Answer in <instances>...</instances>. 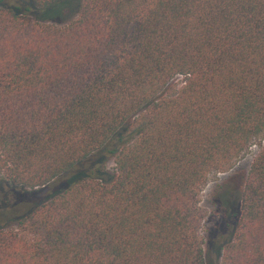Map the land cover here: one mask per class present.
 Returning a JSON list of instances; mask_svg holds the SVG:
<instances>
[{"label": "trees", "instance_id": "1", "mask_svg": "<svg viewBox=\"0 0 264 264\" xmlns=\"http://www.w3.org/2000/svg\"><path fill=\"white\" fill-rule=\"evenodd\" d=\"M253 145L219 264H264V0H0V264H207Z\"/></svg>", "mask_w": 264, "mask_h": 264}, {"label": "rangeland", "instance_id": "2", "mask_svg": "<svg viewBox=\"0 0 264 264\" xmlns=\"http://www.w3.org/2000/svg\"><path fill=\"white\" fill-rule=\"evenodd\" d=\"M259 150L258 145H253L238 160L234 161L229 168L224 169L222 172L211 174L199 194V205L207 210L208 213L201 228V235L205 239L204 250L207 264H219L221 258L219 250L215 246L210 245L213 233L216 232L218 234L222 244L233 238L234 233H232L230 226L224 229L225 231L218 230V226L222 223L223 218L232 214V211L235 213L240 212L243 184L250 165ZM114 168L115 163L112 157L107 162V170L113 173ZM219 196H224V199L228 200L227 203H231L233 208H227Z\"/></svg>", "mask_w": 264, "mask_h": 264}]
</instances>
